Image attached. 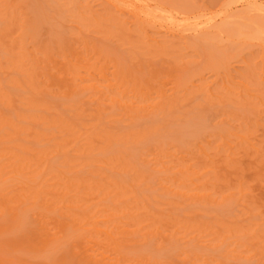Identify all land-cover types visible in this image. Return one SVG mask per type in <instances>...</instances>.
Wrapping results in <instances>:
<instances>
[{"label": "rangeland", "instance_id": "rangeland-1", "mask_svg": "<svg viewBox=\"0 0 264 264\" xmlns=\"http://www.w3.org/2000/svg\"><path fill=\"white\" fill-rule=\"evenodd\" d=\"M0 264H264V0H0Z\"/></svg>", "mask_w": 264, "mask_h": 264}, {"label": "bare ground", "instance_id": "bare-ground-1", "mask_svg": "<svg viewBox=\"0 0 264 264\" xmlns=\"http://www.w3.org/2000/svg\"><path fill=\"white\" fill-rule=\"evenodd\" d=\"M209 57H210V56H209ZM213 57H215V56H213ZM215 59H216V58H215ZM219 59H220V58H219V56H218V60H219ZM209 63H210V62H209ZM209 63H208V64H209ZM206 64H207V63H206ZM212 64H213V63H212ZM212 64H211V65H212ZM209 66H210V65H209ZM173 67H174V66H173ZM174 68H175V67H174ZM170 69H171V68H170ZM175 69H176V68H175ZM182 71H183V70H182ZM166 73H167V72H166ZM168 74H169V72H168ZM170 74H171V73H170ZM155 78H156V77H155ZM162 82H163V81H162ZM177 82H178V81H177ZM177 82H176V83H177ZM159 95H162V94H159ZM162 97H163V95H162ZM206 97H207V96H206ZM160 98H161V97H160ZM208 98H209V97H208ZM169 104H170V103H169ZM262 104H263V103H262ZM170 107H171V106H170ZM161 108H162V107H161ZM164 109H165V108H164ZM228 112H229V111H228Z\"/></svg>", "mask_w": 264, "mask_h": 264}]
</instances>
